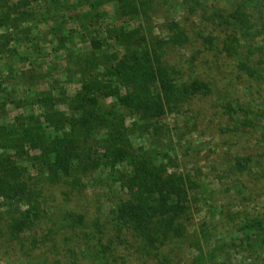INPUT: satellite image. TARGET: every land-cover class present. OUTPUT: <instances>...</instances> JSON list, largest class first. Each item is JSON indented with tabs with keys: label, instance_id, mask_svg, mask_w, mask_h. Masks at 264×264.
Here are the masks:
<instances>
[{
	"label": "rangeland",
	"instance_id": "rangeland-1",
	"mask_svg": "<svg viewBox=\"0 0 264 264\" xmlns=\"http://www.w3.org/2000/svg\"><path fill=\"white\" fill-rule=\"evenodd\" d=\"M128 1L135 10L123 14L118 0H0V131L17 136L19 127L49 122L51 133L69 134L75 154L69 172L50 174L39 165L21 170L28 192L12 200L0 195V213L37 200L39 220L23 240L35 239L38 245L28 252L48 261L75 262L80 231L63 220V212L101 213L112 192L124 194L125 165L108 160L109 150L122 148L148 154L167 172L184 177L183 234L159 247L171 255L169 264H264V127L260 122L240 132L229 124V115L214 100L245 104L250 98L245 80L217 71L196 41L201 31L218 41L233 33L199 11L181 9V0ZM247 11L264 20V0ZM177 29L187 41L164 47L161 56L168 69L177 71L173 82L184 80L191 67L209 79L211 91L144 118L118 99L137 94L136 89L108 69L131 64L136 56L145 59L148 47ZM239 42L243 52L257 50L253 47L259 43L253 38ZM95 80L111 94L97 90L94 103L80 99L82 86ZM139 86L155 90L143 82ZM16 148L0 149V155L21 159L24 147ZM134 243L126 237L108 264H158L141 257ZM22 249L19 241L0 237V264H29Z\"/></svg>",
	"mask_w": 264,
	"mask_h": 264
},
{
	"label": "trees",
	"instance_id": "trees-1",
	"mask_svg": "<svg viewBox=\"0 0 264 264\" xmlns=\"http://www.w3.org/2000/svg\"><path fill=\"white\" fill-rule=\"evenodd\" d=\"M257 0H181L179 6L188 12L199 11L202 18L206 17L231 30L221 41L213 34L205 31L196 34V41L201 50L210 53L212 64L216 70L221 69L231 75L233 80H245L250 98L243 104L230 105L215 99L214 103L229 116V124L236 131H245L260 123L264 127V20L255 19L247 8ZM119 12L135 10L128 0H118ZM145 2H140V5ZM172 29V26H171ZM239 38H253L257 50L249 48L240 50ZM187 41L186 34L180 30L172 31L167 40H160L148 47L145 66L142 57L131 64L124 62L112 66L108 71L116 73L125 83H131L135 93L118 96L120 102L133 106L144 118H156L164 110L185 100L205 96L211 91L209 79L202 78L195 69L188 67L184 80L175 83L174 68L168 69L161 59L164 47H174ZM156 47V48H155ZM143 54H145L143 52ZM153 87L143 89L139 84ZM108 96L106 86L99 80L86 83L78 97L83 101L95 102L96 91ZM250 90V91H249ZM251 102V105H248ZM252 104H254L252 106ZM51 124L54 120L48 116ZM17 136L0 131V149L5 152L24 147L21 159L10 160L0 155V195L5 199H14L26 192L27 187L21 180V170L34 168L37 165L50 174L69 172L73 156V140L69 134L60 131L51 133L49 122L39 127L38 123L17 128ZM110 164L123 162L126 169L124 194L118 190L112 192L106 211L87 214L82 210L66 208L63 220L73 229L80 231L76 237L73 253L76 261L69 264H108L116 258V248L126 241V237L135 242V250L141 257L155 258L158 264H169L171 255L159 251V247L167 241L180 238L184 231L182 220L187 209L188 193L184 177L179 173L167 172L164 163H154L148 154H133L122 148L109 150ZM26 163V166L23 164ZM72 180L74 178L72 177ZM28 192V191H27ZM26 192V194H27ZM25 194V195H26ZM7 215L0 213V237L4 241H19L29 264H68L60 261H48L45 255H34L28 251L36 250L38 241H24L36 225L41 214L37 200L28 199L25 207L14 212L5 209ZM74 259V260H75ZM147 264V263H144Z\"/></svg>",
	"mask_w": 264,
	"mask_h": 264
}]
</instances>
